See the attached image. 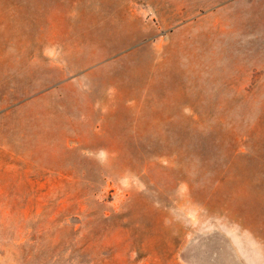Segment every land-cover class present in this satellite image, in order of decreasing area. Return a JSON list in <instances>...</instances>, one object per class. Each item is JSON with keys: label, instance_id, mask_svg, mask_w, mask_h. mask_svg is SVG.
<instances>
[{"label": "rangeland", "instance_id": "1", "mask_svg": "<svg viewBox=\"0 0 264 264\" xmlns=\"http://www.w3.org/2000/svg\"><path fill=\"white\" fill-rule=\"evenodd\" d=\"M0 264H264V0H0Z\"/></svg>", "mask_w": 264, "mask_h": 264}]
</instances>
